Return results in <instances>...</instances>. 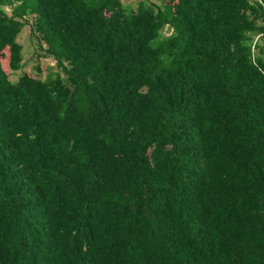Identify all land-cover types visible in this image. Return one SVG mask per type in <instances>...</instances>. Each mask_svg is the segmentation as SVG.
Instances as JSON below:
<instances>
[{"label":"trees","instance_id":"1","mask_svg":"<svg viewBox=\"0 0 264 264\" xmlns=\"http://www.w3.org/2000/svg\"><path fill=\"white\" fill-rule=\"evenodd\" d=\"M3 52L0 264H264V0H0Z\"/></svg>","mask_w":264,"mask_h":264},{"label":"rangeland","instance_id":"2","mask_svg":"<svg viewBox=\"0 0 264 264\" xmlns=\"http://www.w3.org/2000/svg\"><path fill=\"white\" fill-rule=\"evenodd\" d=\"M122 1L123 4L135 8L138 5V3L143 0H122ZM146 1H149L152 4L159 6L162 0H146ZM36 40H37L36 38H33L31 36L29 26H25L18 36V42L23 47L24 67L21 69L20 72L11 73L9 76L10 81L13 82L16 81L17 77L21 73L38 77L37 72L35 70L36 67H38L41 72L40 78H44L47 68L51 67L52 65L51 60L43 56V53L37 46ZM6 59H7V54L3 52L2 55H0V66L2 70L7 74L8 68L6 65Z\"/></svg>","mask_w":264,"mask_h":264}]
</instances>
